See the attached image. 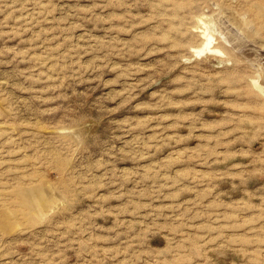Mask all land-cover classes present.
<instances>
[{
  "label": "rangeland",
  "instance_id": "1",
  "mask_svg": "<svg viewBox=\"0 0 264 264\" xmlns=\"http://www.w3.org/2000/svg\"><path fill=\"white\" fill-rule=\"evenodd\" d=\"M0 264H264V0H0Z\"/></svg>",
  "mask_w": 264,
  "mask_h": 264
},
{
  "label": "bare ground",
  "instance_id": "2",
  "mask_svg": "<svg viewBox=\"0 0 264 264\" xmlns=\"http://www.w3.org/2000/svg\"><path fill=\"white\" fill-rule=\"evenodd\" d=\"M206 44H208V41L206 42ZM207 46V45H206Z\"/></svg>",
  "mask_w": 264,
  "mask_h": 264
}]
</instances>
